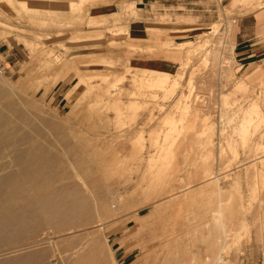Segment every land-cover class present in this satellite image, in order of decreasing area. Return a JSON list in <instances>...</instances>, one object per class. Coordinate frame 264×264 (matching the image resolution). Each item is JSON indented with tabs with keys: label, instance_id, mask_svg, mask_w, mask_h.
<instances>
[{
	"label": "rangeland",
	"instance_id": "374dc122",
	"mask_svg": "<svg viewBox=\"0 0 264 264\" xmlns=\"http://www.w3.org/2000/svg\"><path fill=\"white\" fill-rule=\"evenodd\" d=\"M263 5L0 0V165L42 155L43 183L117 214L20 253L61 264L57 244L94 231L91 264H264V56L241 65L229 34Z\"/></svg>",
	"mask_w": 264,
	"mask_h": 264
},
{
	"label": "bare ground",
	"instance_id": "6f19581e",
	"mask_svg": "<svg viewBox=\"0 0 264 264\" xmlns=\"http://www.w3.org/2000/svg\"><path fill=\"white\" fill-rule=\"evenodd\" d=\"M34 157L28 152L13 156L11 163L17 166L18 170L7 172L5 169L10 164L0 165V173L3 172L0 174V257L4 256L0 264H45L52 253L49 255V249L20 252L48 240L49 234L58 235L90 225L94 215L117 216L116 213L111 215L112 212L109 215L110 208L101 201L97 203L96 200L99 199L95 200V192L83 191L82 186L75 183H61L57 186L55 182H50V185L43 183L41 175L46 166L41 164L45 159L40 158L42 155ZM53 184L55 186H52ZM101 192L103 191L101 190L100 194ZM113 201L115 208H122L120 196H116ZM43 229L48 231H44L37 239V235H40L38 233ZM97 236V233L92 231L83 237H72L57 242L55 254H59L61 264H91L90 259L96 251L91 246L96 242ZM27 240L30 241L26 243ZM12 253L17 255L7 256Z\"/></svg>",
	"mask_w": 264,
	"mask_h": 264
},
{
	"label": "crops",
	"instance_id": "0c3cea01",
	"mask_svg": "<svg viewBox=\"0 0 264 264\" xmlns=\"http://www.w3.org/2000/svg\"><path fill=\"white\" fill-rule=\"evenodd\" d=\"M137 3V2H136ZM116 6V3L108 2L94 5L91 10H102L105 8H110ZM114 13V11L106 10L104 11L105 15H110ZM101 14V13H99ZM98 14V15H99ZM236 25L233 30L230 29L231 41L233 44L232 55L234 59L240 63L241 65H252L254 62L258 60L259 57L264 56V5L260 7L258 10L240 16L236 19ZM144 36L140 39H148L146 37L147 32L144 31ZM138 39V40H140ZM151 39L150 42H136L140 48L145 49L147 45H152V50L149 52H139L142 54H153L156 51H161L163 48L158 45L163 44L167 41V39L158 40ZM159 54H165L159 52ZM137 61V58H132ZM150 60H166L163 56L162 58L152 59L148 58L146 61Z\"/></svg>",
	"mask_w": 264,
	"mask_h": 264
},
{
	"label": "built area",
	"instance_id": "2783aa9c",
	"mask_svg": "<svg viewBox=\"0 0 264 264\" xmlns=\"http://www.w3.org/2000/svg\"><path fill=\"white\" fill-rule=\"evenodd\" d=\"M4 71V66L3 64L0 62V73H2ZM261 259L264 262V251H261Z\"/></svg>",
	"mask_w": 264,
	"mask_h": 264
}]
</instances>
